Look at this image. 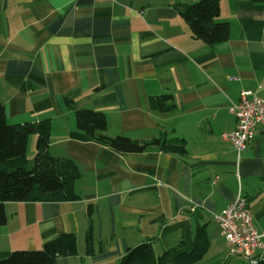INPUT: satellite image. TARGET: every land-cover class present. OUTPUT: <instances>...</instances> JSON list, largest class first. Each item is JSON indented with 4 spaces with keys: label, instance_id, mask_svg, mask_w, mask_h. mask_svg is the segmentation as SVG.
Listing matches in <instances>:
<instances>
[{
    "label": "crops",
    "instance_id": "crops-1",
    "mask_svg": "<svg viewBox=\"0 0 264 264\" xmlns=\"http://www.w3.org/2000/svg\"><path fill=\"white\" fill-rule=\"evenodd\" d=\"M200 1L0 0L7 121L48 123L49 154L80 172L78 200L6 203L0 252L39 250L72 233L77 252L56 264H121L144 242L167 264L193 253L196 264H230L216 217L242 195L264 254V129L240 159L223 139L237 128L230 109L241 92L264 98V2L221 0L216 21L229 24V38L209 45L183 17ZM165 95L175 109L153 110ZM67 100L105 114L108 137L145 144L168 134L186 141L187 154L114 150L79 130Z\"/></svg>",
    "mask_w": 264,
    "mask_h": 264
},
{
    "label": "trees",
    "instance_id": "trees-1",
    "mask_svg": "<svg viewBox=\"0 0 264 264\" xmlns=\"http://www.w3.org/2000/svg\"><path fill=\"white\" fill-rule=\"evenodd\" d=\"M264 2V0H251ZM221 0H202L186 6L183 17L190 25L193 35L209 45L228 40L229 24L217 22ZM77 117L79 130L96 141L123 153H144L149 147L162 152L184 156L187 143L178 137L164 134L152 142L139 144L124 136L115 138L105 135L107 118L105 114L78 109L72 100H67ZM153 110L170 112L175 109L173 97L161 96L151 101ZM50 126L48 123L11 125L6 110L0 103V226L7 223L5 204L8 202H50L75 201L74 183L80 176L77 166L68 159L52 157L48 152ZM37 135L34 166L29 167L28 141ZM92 212V211H90ZM201 232L198 237H202ZM90 234L88 244L90 245ZM198 248V245H197ZM77 252V238L64 233L46 242L39 250H15L0 252V264H56L59 257L71 256ZM194 254V253H193ZM181 257L177 264H196L201 253ZM121 264H167L166 255L156 257L151 242H144L130 248ZM264 264V262L260 263Z\"/></svg>",
    "mask_w": 264,
    "mask_h": 264
},
{
    "label": "built area",
    "instance_id": "built-area-1",
    "mask_svg": "<svg viewBox=\"0 0 264 264\" xmlns=\"http://www.w3.org/2000/svg\"><path fill=\"white\" fill-rule=\"evenodd\" d=\"M230 110L237 119V128L223 134V139L233 145L240 159L257 129H264V98L256 92L242 91L239 102ZM216 221L230 247V256L244 258L250 264L264 262V254L259 253L263 247V235L255 227L246 197L239 195L216 217Z\"/></svg>",
    "mask_w": 264,
    "mask_h": 264
},
{
    "label": "rangeland",
    "instance_id": "rangeland-1",
    "mask_svg": "<svg viewBox=\"0 0 264 264\" xmlns=\"http://www.w3.org/2000/svg\"><path fill=\"white\" fill-rule=\"evenodd\" d=\"M33 166H34V156H30V165H29V167H33ZM234 258H236V256H233V258L231 260H229L230 264H250L248 261H245L243 259H241V260L239 259L240 262L234 263V261H236V259H234Z\"/></svg>",
    "mask_w": 264,
    "mask_h": 264
}]
</instances>
